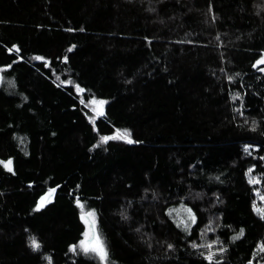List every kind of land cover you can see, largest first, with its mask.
I'll use <instances>...</instances> for the list:
<instances>
[{"label":"trees","instance_id":"16d2710c","mask_svg":"<svg viewBox=\"0 0 264 264\" xmlns=\"http://www.w3.org/2000/svg\"><path fill=\"white\" fill-rule=\"evenodd\" d=\"M261 53L264 0H0V69L12 65L0 71V160H13L12 173L0 165V264H100L69 251L86 228L77 199L111 264L216 240L231 264H264L249 183L254 169L264 192ZM92 97L108 101L95 124ZM117 128L139 143L100 142ZM184 207L198 218L190 235L175 223Z\"/></svg>","mask_w":264,"mask_h":264},{"label":"snow or ice","instance_id":"6c2138e0","mask_svg":"<svg viewBox=\"0 0 264 264\" xmlns=\"http://www.w3.org/2000/svg\"><path fill=\"white\" fill-rule=\"evenodd\" d=\"M213 19L215 17L213 16ZM67 31L71 32L74 31L73 29L69 28ZM83 31V29H81ZM75 48V45H72L68 48V51L71 52ZM9 53L15 51L16 53H19L21 49L18 46H13L11 48L7 49ZM36 61H41L42 65L46 66L44 64L45 57L37 55L33 57ZM15 62V61H13ZM64 62H67V57H64ZM261 65H264V53H261L259 56V59L255 61V63L252 65L253 68H256L260 72H264V67H260ZM11 64H8L5 66V68L0 69V71H6L7 69L11 68ZM230 81L232 80V77L228 78ZM75 89L78 93H84L85 89L82 88L79 84L75 85ZM237 98H234V100ZM81 104H85L84 100H80ZM108 103L105 99H98L95 97H92L87 104H85V107L90 108L92 115L88 116V119L91 123L95 124L98 119H102L105 117V105ZM236 111L240 112L241 115H243V112L240 108L236 109ZM255 130V129H253ZM99 140L103 144H107L109 141H120L123 140L128 144H134L139 143L137 140H133L131 138V134L127 129H115L114 133L111 135H101L99 137ZM100 145L97 144L94 147H99ZM253 145L246 144L243 148L244 152H249L250 148H252ZM261 160H264V157H260ZM0 165L3 166L4 169H6L9 173L13 172V160L7 159L6 161L0 160ZM254 171V169H252ZM217 179H219L217 177ZM250 184H259L261 181L259 178L256 180H250ZM57 191L56 187H51L47 190V192L44 195H41L38 202L36 203V210H40L44 208L48 203L52 202L54 195ZM257 195H260V193H257ZM261 200H264V196L260 197ZM219 199V198H217ZM77 206L81 209V216L80 219L83 221L86 228L81 232V237L78 239L76 243H73L69 245V251L76 254L78 251L83 252L84 254H93L94 258H97L100 262V264H111L110 262V252L103 241V239L100 237L99 232L96 230L97 225V219H96V212L95 210L91 211H84V205L80 202L79 199L76 201ZM255 212L260 216L261 219H264V207H257L255 204L252 205ZM168 215L171 216L172 212L171 210L168 212ZM126 218V217H125ZM197 215L192 210V208H187V215L181 219H179L176 223V227L180 228L182 231H184L186 234H191V228L193 225L197 224ZM212 221L209 222V224L206 226L208 231H214L212 228ZM139 231V229H137ZM203 234V233H201ZM244 235V229H240L239 233L235 236H233L231 239L233 241L240 239ZM32 249L34 251H38L40 249V244L35 240V238H32L31 245ZM168 248L172 249L174 248V245L168 244ZM260 251L264 252V242H261L259 245ZM193 249H200L204 248L206 251L204 252H198V255L202 258L203 261H206L207 264H224V261L222 260L223 254L227 251L226 248L223 247L222 242L215 241V242H207L203 245L193 243L192 244ZM49 261V264L52 262V257L48 256L46 258ZM249 264H252V261H249Z\"/></svg>","mask_w":264,"mask_h":264},{"label":"rangeland","instance_id":"374dc122","mask_svg":"<svg viewBox=\"0 0 264 264\" xmlns=\"http://www.w3.org/2000/svg\"><path fill=\"white\" fill-rule=\"evenodd\" d=\"M106 107V105H105ZM257 147H252L250 148L249 151L251 150H256ZM259 178L258 175L254 174L252 169L249 170V179L250 180H256ZM255 186L254 190V195H255V205L257 207H264V200H261V196H264V192L262 191L261 184H253ZM257 193H260V195H257ZM187 208H179L174 211V216L176 220L179 221V219L185 217L187 215ZM218 241V240H216ZM215 242V241H213ZM205 244V242H201V245ZM223 247L227 249V251L223 254L221 257L222 260L224 261V264H231L232 260L235 256L234 250L230 249L228 247V244L223 243ZM206 251L204 248L200 249H193L192 247L190 248L189 251H187L182 258L178 256V252L174 251L173 249H168L166 252L155 255V256H150L146 258H138L133 260V263L136 264H184V261H187L188 264H207L206 261H203L202 258L198 255V252H204ZM92 257L93 254L89 253ZM97 259V258H95ZM98 260V259H97Z\"/></svg>","mask_w":264,"mask_h":264}]
</instances>
